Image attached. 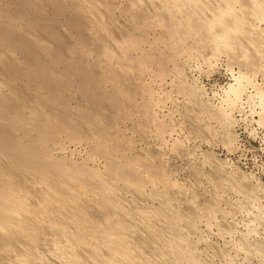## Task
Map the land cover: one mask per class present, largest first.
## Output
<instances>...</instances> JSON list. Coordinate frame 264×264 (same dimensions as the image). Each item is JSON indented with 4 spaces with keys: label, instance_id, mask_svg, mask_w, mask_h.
Segmentation results:
<instances>
[{
    "label": "bare ground",
    "instance_id": "6f19581e",
    "mask_svg": "<svg viewBox=\"0 0 264 264\" xmlns=\"http://www.w3.org/2000/svg\"><path fill=\"white\" fill-rule=\"evenodd\" d=\"M263 4L0 0V264H199V237L179 224L193 233L201 216L214 220L220 198L200 203L148 141L136 146L132 135L166 131L144 77H162L189 41L257 72ZM156 31L165 37L151 40ZM190 94L184 120L199 133L209 110ZM66 143L87 144L90 157H64ZM212 170L218 185L236 181L221 165ZM257 219L264 226V213ZM259 240L246 245L264 255Z\"/></svg>",
    "mask_w": 264,
    "mask_h": 264
},
{
    "label": "rangeland",
    "instance_id": "374dc122",
    "mask_svg": "<svg viewBox=\"0 0 264 264\" xmlns=\"http://www.w3.org/2000/svg\"><path fill=\"white\" fill-rule=\"evenodd\" d=\"M257 23V27L260 24L259 28L264 29L263 21ZM163 35L156 31L150 39L163 38ZM212 53L197 49L189 41L174 65H166L169 67L162 77L156 70L147 73L145 82L160 102L154 114L163 126L166 125V131L159 134L151 129L145 140L137 134L132 137L138 148L148 141L152 152L162 153L158 152L173 183L183 189L186 187V190L197 188L200 203L213 195L220 198L221 211L215 216L217 219L201 216L197 233H189L183 222L179 224L184 233L192 237L191 240L196 241L199 237L197 243L194 242L199 264H264L263 253L246 245V241L264 240V226L257 219L264 213V58L258 61L260 72L251 73L232 62L228 54ZM239 86L242 90L236 96L234 90ZM190 91H194L198 101L202 102L201 106L209 110L200 116L199 133L184 120L185 110L194 108ZM67 144L65 153L61 152L64 157L76 161L90 157L87 144ZM176 144L182 147V152L174 150ZM93 162L94 167L103 168L102 159ZM216 164L236 181L231 183L227 179L218 185L212 173V169L218 167ZM174 207L180 208V205L176 203ZM225 224L226 229L230 228L228 232Z\"/></svg>",
    "mask_w": 264,
    "mask_h": 264
}]
</instances>
